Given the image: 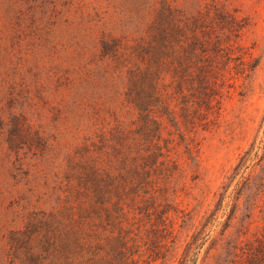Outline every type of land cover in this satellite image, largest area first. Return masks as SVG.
<instances>
[{"label": "trees", "instance_id": "1", "mask_svg": "<svg viewBox=\"0 0 264 264\" xmlns=\"http://www.w3.org/2000/svg\"><path fill=\"white\" fill-rule=\"evenodd\" d=\"M212 1L214 6L200 3L195 11L179 12L168 0H156L147 21L119 32L103 30V61L110 78L126 88L115 107L116 96L107 109L87 102L84 78L63 64L61 73L83 100L74 106L94 112L68 155L64 208L53 221L48 264H190L198 258L220 204L201 214L184 200L190 185L183 176L201 165L193 142L199 133L186 132V122L209 123L220 112L229 80L249 75L257 65L238 44L240 21L225 4ZM68 47L66 56L68 51L76 58ZM126 107L136 110L134 121L124 117ZM14 125L10 142L18 148L25 137L23 118L16 117ZM34 143L42 146L40 133ZM177 145L190 159L187 165L176 156ZM244 232H219L201 264H264V239L254 246ZM38 233L36 227L21 234L30 239ZM24 238L12 237L11 243L22 246ZM44 243L48 249L49 241Z\"/></svg>", "mask_w": 264, "mask_h": 264}, {"label": "rangeland", "instance_id": "2", "mask_svg": "<svg viewBox=\"0 0 264 264\" xmlns=\"http://www.w3.org/2000/svg\"><path fill=\"white\" fill-rule=\"evenodd\" d=\"M168 1L179 12L195 11L200 3L215 4L212 0ZM216 1L240 21L238 44L257 65L249 75L229 80L220 112L209 123L186 122V132L199 133L193 142L201 165L199 171L183 176L190 185L184 200L201 209V214L220 204L216 217L209 218L203 249L190 264H201L221 231L237 236V230L244 228L242 237L254 246L264 239V0ZM155 3L0 0V264H26L28 256L48 264L52 258V226L64 208L68 155L82 140L94 112L91 107L74 106L83 100L76 98L74 87L61 73L63 64L77 68V75L84 78L87 102L95 107V102L102 103L107 109L116 96L114 107L121 104L126 88L121 80L115 83L110 78L100 35L103 30L119 32L132 28L137 20L147 21ZM67 43L76 58L68 51L66 56ZM123 111L126 120L137 118L132 107ZM16 117L23 118L25 137L13 148L10 140ZM39 133L41 147L34 143ZM173 150L187 165L190 159L181 153L182 145ZM45 223L49 225L46 232ZM36 227L40 233L30 239L22 236ZM12 237L24 238L22 246L11 243Z\"/></svg>", "mask_w": 264, "mask_h": 264}]
</instances>
